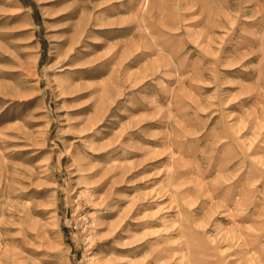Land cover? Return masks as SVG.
I'll use <instances>...</instances> for the list:
<instances>
[{"label":"rangeland","instance_id":"obj_1","mask_svg":"<svg viewBox=\"0 0 264 264\" xmlns=\"http://www.w3.org/2000/svg\"><path fill=\"white\" fill-rule=\"evenodd\" d=\"M0 264H264V0H0Z\"/></svg>","mask_w":264,"mask_h":264},{"label":"bare ground","instance_id":"obj_2","mask_svg":"<svg viewBox=\"0 0 264 264\" xmlns=\"http://www.w3.org/2000/svg\"><path fill=\"white\" fill-rule=\"evenodd\" d=\"M146 3V2H145Z\"/></svg>","mask_w":264,"mask_h":264}]
</instances>
